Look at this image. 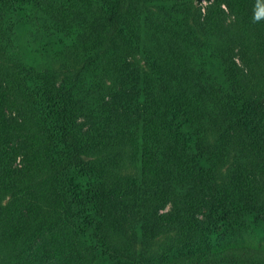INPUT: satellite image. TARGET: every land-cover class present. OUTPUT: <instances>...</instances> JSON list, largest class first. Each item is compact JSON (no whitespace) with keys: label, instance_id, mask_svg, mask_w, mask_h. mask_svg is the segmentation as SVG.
Here are the masks:
<instances>
[{"label":"trees","instance_id":"1","mask_svg":"<svg viewBox=\"0 0 264 264\" xmlns=\"http://www.w3.org/2000/svg\"><path fill=\"white\" fill-rule=\"evenodd\" d=\"M152 1L142 44L128 22L130 0H0V264H39L45 255L60 263L65 241H56L70 229L92 241L102 264H264V246L244 243L143 258L103 216L106 199L120 192L138 206L130 221L141 240L151 235L148 216L167 202L190 231L201 201L191 194L195 185L235 214L264 216V0H211L202 18L193 0L173 8ZM43 5L99 17L81 53L102 83L98 99L117 90L127 58L143 55L133 102L140 116L113 126L111 139L77 125L89 108L75 82L56 85L36 66L62 39L29 46L24 56L14 51L16 17ZM6 111L20 118L7 123Z\"/></svg>","mask_w":264,"mask_h":264},{"label":"rangeland","instance_id":"2","mask_svg":"<svg viewBox=\"0 0 264 264\" xmlns=\"http://www.w3.org/2000/svg\"><path fill=\"white\" fill-rule=\"evenodd\" d=\"M210 1L193 0L192 5L200 8L201 18ZM152 2V0H130V5L127 7L128 22L137 26L136 33L142 44L145 20L148 21L154 15L145 7ZM168 2H171V8H173L177 6L179 0ZM168 2L165 0L164 3ZM76 10V13L61 15L51 8L46 9L43 5L36 14L33 12L27 17H16L12 47L14 51L24 56L29 46L37 48L40 43L47 42L48 38L62 39L61 44L54 51L49 50L50 46L44 48L46 54L43 60L36 63V66L46 70L47 74L44 75L51 78L56 85L64 83L67 79L69 82L76 83L80 102L88 105L89 108V112L82 114L76 120L77 125L84 132L91 129L99 132V136L104 133L108 140L115 134L114 127L130 124L140 116L141 107L133 102L142 89L143 55L139 52L135 57L127 58L122 67L117 90L106 93L103 99H98L102 83L97 81L91 72L93 66L90 58L82 56L81 53H85L83 43L90 36H95L100 25L99 17L84 11L81 7H77ZM186 14L190 19L192 14L189 10H186ZM167 17L168 12L161 10L159 24L164 27V30L169 31V28H165ZM145 35H149V30L146 28ZM52 44L55 45L54 42H49V45ZM19 118L15 111L4 112L7 123L9 120L16 121ZM12 143L16 146V150L21 149V141L12 139L11 145ZM122 148L124 147L118 148V151ZM10 151L11 149L9 153ZM110 156L117 158L115 152H112ZM191 194L201 201L190 214L198 227L190 231L184 232V229L191 228L190 225L184 217L176 215V207L171 202H167L148 216L146 226L151 230V235L141 240L139 234H136V229L131 227L130 221V217L139 212L138 206L125 199L124 194L120 192H113L106 199L103 216L120 240L127 241L128 244L138 243L136 252L140 251L143 258L147 259H156L162 255L183 254L199 248H217L227 244L244 243L264 246V216L262 214H235L226 207L224 202L206 195L198 185L192 187ZM31 198L35 200L34 197ZM37 205H39V198L32 206L36 208ZM168 211L173 212L171 218L160 217V214ZM37 221L34 217L32 223ZM212 229L214 231H211ZM59 234L61 239H57V244L60 245L65 241V245L60 248L61 262L59 263L53 257L44 259L47 256L45 255L39 264L103 263L99 262L94 244L89 239L85 240L81 234L76 235L75 230L72 229L70 232L61 230ZM46 235L54 234L51 232ZM46 241H49V238Z\"/></svg>","mask_w":264,"mask_h":264}]
</instances>
